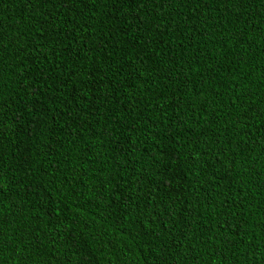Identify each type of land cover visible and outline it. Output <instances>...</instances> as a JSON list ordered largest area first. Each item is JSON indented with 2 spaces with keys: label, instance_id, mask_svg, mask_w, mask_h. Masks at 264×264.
<instances>
[{
  "label": "trees",
  "instance_id": "obj_1",
  "mask_svg": "<svg viewBox=\"0 0 264 264\" xmlns=\"http://www.w3.org/2000/svg\"><path fill=\"white\" fill-rule=\"evenodd\" d=\"M0 264H264V0H0Z\"/></svg>",
  "mask_w": 264,
  "mask_h": 264
}]
</instances>
